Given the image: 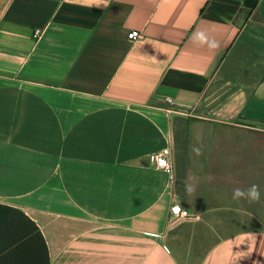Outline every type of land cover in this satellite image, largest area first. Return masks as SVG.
Listing matches in <instances>:
<instances>
[{
	"label": "crops",
	"instance_id": "0c3cea01",
	"mask_svg": "<svg viewBox=\"0 0 264 264\" xmlns=\"http://www.w3.org/2000/svg\"><path fill=\"white\" fill-rule=\"evenodd\" d=\"M176 116L264 133V0H0V264H180ZM199 264H264V230Z\"/></svg>",
	"mask_w": 264,
	"mask_h": 264
},
{
	"label": "rangeland",
	"instance_id": "374dc122",
	"mask_svg": "<svg viewBox=\"0 0 264 264\" xmlns=\"http://www.w3.org/2000/svg\"><path fill=\"white\" fill-rule=\"evenodd\" d=\"M178 117L174 118L176 189L179 203L189 207L191 217L175 222L168 244L180 264H199L222 237L264 230V133ZM190 145L200 147L202 155H194ZM190 173L197 178L191 195L185 190ZM253 183L260 186V202L233 201V188Z\"/></svg>",
	"mask_w": 264,
	"mask_h": 264
},
{
	"label": "clouds",
	"instance_id": "9594fccd",
	"mask_svg": "<svg viewBox=\"0 0 264 264\" xmlns=\"http://www.w3.org/2000/svg\"><path fill=\"white\" fill-rule=\"evenodd\" d=\"M109 0H93V3L99 7L103 5L104 7L108 6ZM193 43L197 44L201 48H206L209 52L215 53L220 49V43L215 39L214 36H211L205 30H197L192 34ZM191 152L196 155H202V149L200 147L190 145ZM155 159V157H153ZM158 167L170 169L171 163L167 160H160ZM196 177L194 174H189L185 179V190L186 193L191 195L195 192L196 188ZM262 193L260 186L258 184H251L247 188L235 187L232 190V199L233 201L240 203L241 201L247 203H257L260 202Z\"/></svg>",
	"mask_w": 264,
	"mask_h": 264
},
{
	"label": "built area",
	"instance_id": "2783aa9c",
	"mask_svg": "<svg viewBox=\"0 0 264 264\" xmlns=\"http://www.w3.org/2000/svg\"><path fill=\"white\" fill-rule=\"evenodd\" d=\"M41 35H42V31L40 29H37L34 32V38L35 39H39ZM141 38H142V33L140 31H137V30H133L128 34L129 40H138ZM170 101H171V99H170ZM160 160L170 161V163H171L170 169L158 167ZM156 166L159 169H164V170H168V171H171L173 169L174 165H173V160H172L171 149L166 148V149H163L159 153V155L157 157V161H156ZM170 214H171V217L176 219V220H186V219L191 217L190 211L188 209L182 207L181 204H179V203H175L171 206Z\"/></svg>",
	"mask_w": 264,
	"mask_h": 264
},
{
	"label": "trees",
	"instance_id": "16d2710c",
	"mask_svg": "<svg viewBox=\"0 0 264 264\" xmlns=\"http://www.w3.org/2000/svg\"><path fill=\"white\" fill-rule=\"evenodd\" d=\"M175 118H180V117L177 116V117H175ZM188 119H189V120H198V119H195V118H193V117H188ZM258 230H260V229H258Z\"/></svg>",
	"mask_w": 264,
	"mask_h": 264
}]
</instances>
